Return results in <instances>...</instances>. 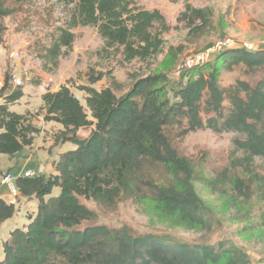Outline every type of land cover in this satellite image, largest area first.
<instances>
[{
    "label": "trees",
    "instance_id": "1",
    "mask_svg": "<svg viewBox=\"0 0 264 264\" xmlns=\"http://www.w3.org/2000/svg\"><path fill=\"white\" fill-rule=\"evenodd\" d=\"M7 1L0 0V17L8 15ZM75 1L71 26H97L106 48L122 46L127 60L161 52L162 34L169 26L159 10H136L129 0ZM182 18L199 19L202 26L208 23L206 10L190 4ZM73 40L74 34L63 29L51 52L57 57ZM240 64L250 70L264 68V48L226 50L212 61L179 72L177 86L169 85L163 70L139 76L121 96L111 87H94L104 75H91L89 85L81 88L87 93L90 114L70 86L46 92L45 119L63 126L56 143L71 142L76 148L60 156L55 164L58 174L16 179L20 194L35 196L39 205L36 214L29 215L30 222L3 241L5 256L0 264H55L56 259L64 264H252L245 250L226 241L190 244L164 235L133 236L106 225L79 228L96 216L80 197L112 206L123 197L140 196L147 188L175 226L211 229L207 206L193 183L194 166L167 133L174 127L183 134L203 127L244 133V138L235 140L241 155L234 153L232 166L242 167L249 177L237 178L234 185L241 197L250 199L251 187L257 184L264 197V177L255 172V158L264 159V79L255 86L243 80L228 87L221 84L222 71ZM5 80L1 93L11 84L12 72H6ZM23 95L21 88H15L0 105V154L10 157L32 146L38 131L24 115L10 110V104ZM87 127L90 134L81 138L79 130ZM158 169L170 177L169 183L157 180L153 170ZM16 210L15 204L0 198V226Z\"/></svg>",
    "mask_w": 264,
    "mask_h": 264
},
{
    "label": "rangeland",
    "instance_id": "2",
    "mask_svg": "<svg viewBox=\"0 0 264 264\" xmlns=\"http://www.w3.org/2000/svg\"><path fill=\"white\" fill-rule=\"evenodd\" d=\"M129 2L130 7L136 10H159L163 14L169 29L162 34L164 43L157 55L127 60L122 46L105 47V40L99 34L97 26L72 27V18L77 11L75 0L6 2L8 15L0 17V36L4 46L0 45V55H4L6 50L7 70L24 81L23 85L18 86L13 79L9 87L22 89L25 98L23 103L17 104V108L26 106L28 111L24 115L25 120L37 128L35 137L41 131L52 137L60 131L57 127H42L47 122L43 95L48 91L55 92L63 85L71 87L90 114L85 100L87 93L81 88L89 85L91 75H104L94 87L99 90L111 87L117 96H121L130 89L135 78L162 70L168 74L169 85L177 86L181 81L179 68L184 59L225 37L264 47V0ZM187 4L205 9L208 23L202 26L199 19H180ZM63 29L72 32L74 40L70 47H62L55 57L51 49ZM48 48L50 49L47 51ZM12 51L18 52L19 57L11 58ZM263 79L264 68L250 70L240 64L231 70L222 71L221 84L228 87L243 80L255 86ZM28 105L32 106V110L27 109ZM90 132L91 127H87L80 129L78 134L85 138ZM167 133L180 154L186 156L194 166L193 183L207 206L206 217L211 221V229L175 226L158 209L152 191L147 188L140 196L123 197L112 206L100 205L80 197V201L95 211L96 216L84 221L79 228L106 225L111 229L126 230L133 236L164 235L190 244L218 245L219 242L226 241L245 250L252 264L263 262L264 197L257 184L251 187L250 199L241 197L234 185L237 178L249 177L242 167L232 166L234 153L236 156L241 155L240 151H236L235 140L244 138L245 134L239 131L215 132L207 127L197 128L186 134L174 127L167 129ZM58 148L65 152L76 148V145L66 142ZM153 172L157 180L170 182L165 171L158 169ZM255 172L264 177V159L255 158ZM15 220L18 224L23 223L20 211L15 215ZM8 237V234L0 232V261L5 256L2 241ZM54 262L64 264L60 259Z\"/></svg>",
    "mask_w": 264,
    "mask_h": 264
},
{
    "label": "crops",
    "instance_id": "3",
    "mask_svg": "<svg viewBox=\"0 0 264 264\" xmlns=\"http://www.w3.org/2000/svg\"><path fill=\"white\" fill-rule=\"evenodd\" d=\"M0 62H1L0 73L3 74L0 77L5 78V74L8 71L7 70L8 59L6 55V50L4 55H0ZM13 76L17 77L12 72V77ZM11 82H13V80ZM2 89L0 90V105L6 103L7 96L11 93L13 89H15V87L13 89L7 87L6 90L1 93ZM24 98L25 96L23 95L20 99L10 104V110L25 115V113L28 111L26 110V106L24 107L19 106V109L17 108L18 106L17 104L23 103ZM27 109L32 110V106L28 105ZM42 125L44 129H50L51 127H57L60 130L63 129V126L60 123L54 121H49V122L47 121L44 122V124ZM0 132H2L1 129ZM51 137L52 136H49L46 132L41 131L40 134L35 137L32 146L25 147L23 150H21L20 152H18L17 154L11 157L8 155L0 154V198L5 200L7 203L15 204L17 209L14 216L7 219L0 226V232L3 231L4 233L8 234L9 237H10V233L14 229L24 228L30 222L29 215L36 214L39 205V200L35 196H32L30 198L24 197L17 190L16 186L13 189L11 185H9L4 181L5 174L11 172L13 176V181L15 182L16 179L20 176H23V174L27 170H39L42 167H44V171L42 172V174L46 176L58 174L55 164L59 161L60 156L64 153L63 151L59 150L58 147L64 143L63 142L56 143L55 136L52 138ZM58 190L59 189L57 188L55 189V194H58ZM18 211H20L21 213V220H22L21 222H23L20 224H18L15 220V215L17 214ZM9 237L7 239H9ZM3 241H2V249H3ZM259 264H264V261Z\"/></svg>",
    "mask_w": 264,
    "mask_h": 264
},
{
    "label": "built area",
    "instance_id": "4",
    "mask_svg": "<svg viewBox=\"0 0 264 264\" xmlns=\"http://www.w3.org/2000/svg\"><path fill=\"white\" fill-rule=\"evenodd\" d=\"M236 48H244L249 51H255L262 49L264 47H260L259 45H255L254 43L251 42H237L235 39L231 37H225L223 39L217 40L211 45L210 47L200 50L198 52L192 53L188 55L184 61L182 62L179 72L187 70L189 68H193L194 66L212 61L215 59L220 53L230 50V49H236ZM11 58H17L19 57V53L16 51H12L10 53ZM14 82L16 85L21 86L23 85L24 81L20 77H14ZM6 85V80L3 77H0V90ZM44 171V167L40 168L39 170H27L23 176L26 177H33L38 174H42ZM4 181L11 185V187L14 189L15 188V181H13V176L11 172H8L5 174Z\"/></svg>",
    "mask_w": 264,
    "mask_h": 264
}]
</instances>
